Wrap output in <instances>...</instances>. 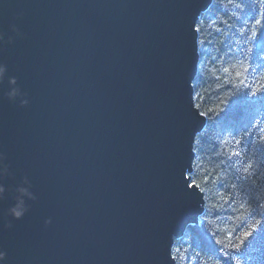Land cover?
I'll return each instance as SVG.
<instances>
[{
	"label": "water",
	"instance_id": "1",
	"mask_svg": "<svg viewBox=\"0 0 264 264\" xmlns=\"http://www.w3.org/2000/svg\"><path fill=\"white\" fill-rule=\"evenodd\" d=\"M213 1L0 0L4 264H176L205 209L189 175Z\"/></svg>",
	"mask_w": 264,
	"mask_h": 264
},
{
	"label": "trees",
	"instance_id": "2",
	"mask_svg": "<svg viewBox=\"0 0 264 264\" xmlns=\"http://www.w3.org/2000/svg\"><path fill=\"white\" fill-rule=\"evenodd\" d=\"M197 31L195 103L206 125L196 138L189 177L204 193L205 209L175 241L173 257L176 264H231L225 253L246 257L252 246L264 251V90L249 96L264 75V11L259 0H214ZM251 31L257 32L255 39ZM250 162L253 167L245 172ZM257 218L258 231L237 253L230 246Z\"/></svg>",
	"mask_w": 264,
	"mask_h": 264
},
{
	"label": "clouds",
	"instance_id": "3",
	"mask_svg": "<svg viewBox=\"0 0 264 264\" xmlns=\"http://www.w3.org/2000/svg\"><path fill=\"white\" fill-rule=\"evenodd\" d=\"M237 7L239 8L240 5L237 4ZM259 7L261 11H264V0H259ZM260 21L257 20L255 25H259ZM257 37V32L256 31H251V39H255ZM249 52H251V49H249ZM260 58L264 59V53L260 54ZM6 69L3 67V65H0V80L3 79L4 74H5ZM244 71H247V68L245 67ZM237 75H241V73H237ZM10 84L14 85L15 80L12 79L10 80ZM262 90H264V75L260 77V79L256 82V85L251 88V91L249 92V96L251 97H256L258 93H260ZM11 97H15L18 95V90L13 88L11 93L9 94ZM26 103V101H25ZM264 139V137H262ZM253 167V164L250 162L247 167L244 169L245 172H248L249 169ZM23 191V190H22ZM3 192V189L0 188V193ZM22 201L20 204L17 205L16 208L12 209V213L15 218H20L22 217L24 213V208L22 206ZM262 220L257 218L254 220V223H252L249 226V230L246 231L247 235L241 237L240 241L238 243H235L231 245L230 247L235 249L237 253L243 252L244 251V246L249 244V238L252 237L259 229V226L261 225ZM248 255L246 257H242L240 255H233L231 257H228V254L225 253L224 255L231 259V264H259V259L260 257L264 256V251H262L259 247H248L247 248ZM7 258V253L0 250V264H4V261ZM219 264V262H217Z\"/></svg>",
	"mask_w": 264,
	"mask_h": 264
},
{
	"label": "snow or ice",
	"instance_id": "4",
	"mask_svg": "<svg viewBox=\"0 0 264 264\" xmlns=\"http://www.w3.org/2000/svg\"><path fill=\"white\" fill-rule=\"evenodd\" d=\"M228 69H225V72H227ZM201 115H205V113H201ZM237 143H240V141H237ZM234 155H239V153H234ZM193 188L198 187L197 185H191ZM245 236L247 235V233L244 234Z\"/></svg>",
	"mask_w": 264,
	"mask_h": 264
},
{
	"label": "bare ground",
	"instance_id": "5",
	"mask_svg": "<svg viewBox=\"0 0 264 264\" xmlns=\"http://www.w3.org/2000/svg\"><path fill=\"white\" fill-rule=\"evenodd\" d=\"M194 85V84H193ZM189 228V227H188Z\"/></svg>",
	"mask_w": 264,
	"mask_h": 264
}]
</instances>
